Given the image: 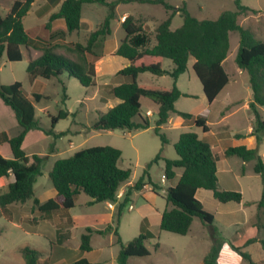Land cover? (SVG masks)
Here are the masks:
<instances>
[{"label": "trees", "instance_id": "16d2710c", "mask_svg": "<svg viewBox=\"0 0 264 264\" xmlns=\"http://www.w3.org/2000/svg\"><path fill=\"white\" fill-rule=\"evenodd\" d=\"M36 0H13L10 9L0 15V57L3 53L10 61L22 59L21 46L40 47L32 38L33 31L26 30L22 18L27 14L32 2ZM136 1L140 3L160 4L167 12L166 18L161 20L153 30L143 26L141 19L133 15L125 16L122 28L125 37L120 41L115 54L126 58L129 63L118 70V74L129 77L130 81L117 85H107L108 94L118 98L116 105L100 112L88 130H124L136 132L151 126L148 117L140 112V98L148 97L157 105V117L154 120L153 131L161 139L162 147L168 142L161 131V125L166 123L172 113L178 112L183 118L191 119L193 123L204 132L210 129L206 113L193 115L188 112L177 111L174 103L184 94L174 84L161 86L141 83L137 80L138 74L150 72L156 75L169 74L177 79L186 71L188 60L194 58L192 68L199 79L202 90L208 102H211L230 77L223 61L229 49V34L232 31L239 33V48L236 63L240 69L246 70L251 88L249 109L254 116L252 130L249 133L254 137L256 146L245 142H236L225 148L219 155L213 152L210 144L202 140L195 131L180 133L174 143L177 154L175 159L163 158L162 148L155 157L146 164L143 175L133 184L127 186L118 199L119 187L130 178V168H121L118 160L121 150L111 145H94L81 148L68 157L54 161L49 171V178L56 196L40 201L34 192V184L42 173L46 157L33 153L30 156L25 152L23 143L27 133L32 129L43 130L54 137H61L69 132L56 131L54 123L65 118L68 112L59 109L57 115L51 116V126L43 129L35 117V106L23 90L20 81L9 84L0 83V99L14 112L16 121L20 126L17 134L11 135L7 130L0 131V144L7 143L11 158L0 153V185L4 178L12 173L13 181L7 190L0 193V208L9 204L26 203L31 201L32 209L41 213V218H47L52 211L69 209L75 204V197L80 192L91 198L92 202L110 201L116 203L114 223L103 229L85 227L80 235L79 249H91L90 237L92 233L107 234L113 232L116 242L120 245L117 254V264H127L130 256H147L150 254L146 240L151 237L148 231V220L142 219L140 232L132 239L123 242L117 227L126 205L132 200L134 192L139 191L146 184L144 176L152 163L159 159L164 160V177L171 179L176 175V168H181V174L173 186L165 190L167 207L161 213L159 228L169 232L185 235L190 230L193 219L199 218L204 224L212 227L214 215L206 210L196 197L200 188L210 190L213 197L220 202H241L242 193L236 190L223 189L219 186L217 176V160L220 158L238 157L243 161H255L253 171L262 175L264 180V163L258 152L260 133L264 132V119L260 114V107L264 106V41L256 38L254 32L243 27L238 15L249 10L241 4L242 0H234L235 10H224L215 19H199L193 16L185 0L175 7L168 0H62L57 11L49 16L48 22L40 27L45 29L56 18H62L63 28L53 30V37L64 39L68 33L80 29L82 6L85 3H100L108 7V12L94 30L89 32L85 41L75 42L67 46L75 53L70 59L56 51V46L47 41L41 47V54L29 60L26 72L30 81L37 77L43 79L56 78L61 82L64 73L73 77L85 87H93L95 82V62L102 57L105 38L111 33L110 22L115 16V6L122 2ZM182 16V24L171 28V20L176 13ZM155 40L152 43V40ZM164 59L173 63L171 69L164 68ZM63 100L67 98L65 86L62 85ZM42 94L34 93L33 99L39 101ZM243 133L234 134L237 140L245 139ZM244 169V167L242 168ZM157 187L153 184L152 189ZM257 209H264V193L256 203ZM259 218V215L256 214ZM253 225L259 226L258 222ZM264 227V225H261ZM256 237H249L242 246L234 245L224 238H214L210 252L204 257V264H218L223 252L231 247L241 258L249 264H256L251 256L241 248L255 242ZM264 245V239L260 240ZM158 247V243L155 244ZM25 264H41L42 251L30 246L19 249ZM72 264H91L87 259L81 258Z\"/></svg>", "mask_w": 264, "mask_h": 264}, {"label": "rangeland", "instance_id": "374dc122", "mask_svg": "<svg viewBox=\"0 0 264 264\" xmlns=\"http://www.w3.org/2000/svg\"><path fill=\"white\" fill-rule=\"evenodd\" d=\"M168 2L176 7V5H181L182 0H168ZM185 2L189 12L199 19H215L224 10L236 9L234 0H185ZM241 4L248 7L249 10L238 15L239 23L243 27L253 30L255 23L259 21L262 26L259 29L260 34H256V38L263 40L264 0H242ZM84 6L93 9V12L88 10L87 13L93 15L92 19L94 22L102 18L108 10L107 6L99 3L85 4ZM125 11L135 16L146 18L145 26L149 29H154L167 14L164 7L160 4L118 3L115 7L116 16L111 22L113 31L111 36L108 37V50L113 42L120 40L125 33L119 22L121 13ZM83 17L85 18V14ZM28 21L29 18L25 21L26 26L29 24ZM182 21V16L176 13L171 20V28L179 27ZM75 33L71 34L72 38L76 37ZM78 38L83 42L85 41V38L81 36ZM238 48L239 33L238 31H232L229 34L228 53L223 63L230 80L210 109L205 108L208 109L206 117L209 120L211 131L205 136L200 127L193 123L189 124L190 119H185L178 112H174L172 114L173 121H180L181 125L161 130L168 139L167 144L164 145L163 156L177 158L173 142L177 141L181 132L195 131L202 140L212 144L213 152L219 155L223 148L236 142L232 135L233 132L247 131L249 113L240 106L245 102V98H250L252 92L247 71L240 69L236 63ZM65 52L72 56L67 51ZM22 53V59L17 61L8 60L5 54L0 57V83L9 84L14 81L22 83L24 92L32 99L35 106V117L43 129H49L52 124L51 116L57 115L59 109H63L68 112V115L54 123V129L56 131L67 129L70 131L82 130L79 133L69 132L61 137H54L52 134H47L40 129H32L27 133L23 143L25 152L29 156L37 153L46 157L42 173L37 177L34 184L35 194L44 198L43 194H47L51 190L54 192L48 174L55 160L68 157L81 148L97 144H106L119 148L121 156L118 160V165L121 168H130L131 170L130 178L120 185L119 191L128 182L130 184L135 183L143 175L146 164L155 157L161 145V139L154 133L153 128L138 131L137 134L132 136L131 140V136L124 138L122 135H124L125 131L120 129L114 130L112 136H107L102 132H97V130L85 132V127H89L98 114L108 108L107 104L100 101L101 92L99 89L85 87L77 79L64 73L60 77L62 83L57 81L56 78L43 79L38 77L35 81H30L26 67L31 55L24 47H22ZM193 62L194 58L190 57L186 71L180 74L177 79H174L169 74L155 75L150 72H142L138 75L137 80L143 83L157 82L161 86H172L174 84L177 86L176 82L178 81L179 86L183 90H188L193 95L180 96L174 103L176 110L188 112L194 114V116L196 112L203 114L204 108H201L206 106L207 99L203 95L202 85L192 68ZM163 65L166 69L173 67L170 59H164ZM118 66V61H111L108 64V70L113 71ZM118 76L123 77L121 75ZM62 85L65 86L67 95L65 100H63ZM34 93L42 94V98L39 101H35L33 99ZM226 98L230 102H227ZM149 109L153 112V114L148 116L153 126L157 117L156 104L152 99L143 97L140 112L146 115ZM222 111L230 116L223 123H219ZM260 114L264 119V106L260 107ZM251 122L254 123V119ZM224 124H227L228 127L220 128ZM0 129H7L11 135L17 134L20 130L14 112L1 99ZM217 134H221L220 137ZM259 136L260 141L258 144L262 145L261 157L264 163V132L260 133ZM130 141L134 146L130 145ZM0 153L6 158L12 157L7 143L0 144ZM254 164L255 161H248L247 166L242 169L237 157L218 159L217 166L221 180L219 186L221 188H229L228 190L240 191L242 193V201L239 203L235 201L220 202L213 197L210 190L200 188L198 197L203 200L205 209L215 216L214 222L212 227H210L195 217L190 230L185 235L161 230L156 215L150 213L148 231L151 233V237L146 240V246L150 254L142 257L130 256L127 264H204L203 259L210 252L214 244V238H224L234 245L242 246L249 237H256L258 241L242 250L248 253L256 264H264V245L259 241V239H264V227H261V225H264V209H257L256 206V203L264 193V180L261 174L253 171ZM164 165L163 160L152 163L148 169V174L144 176V181L151 188L153 184H157V187L153 191H146L145 197L139 191L134 192L132 200L126 205L117 227L123 242L139 234L142 214L146 211L142 206L145 199L159 211L169 206L166 203L165 190L169 186H173L182 169L176 168V176L173 178L163 179ZM119 191L118 199H121L122 196ZM204 194H207V196L205 197ZM87 197L85 193L81 192L79 196L76 195L75 197V205L63 210L66 213V218L70 219V215L74 217V222H72V227L70 228L72 242L80 240V233L85 231L84 227L87 225L100 229L105 228L109 224L115 227L116 203L114 215L112 213V216H110V212L113 210L102 202H98L94 207L86 206L83 200ZM30 203L31 201H27L25 205ZM9 205L12 210V204ZM256 214L259 215V218ZM18 222L22 224V220H18ZM253 222H258L259 226L253 225ZM72 242H70V247H72ZM156 243H158V247H155ZM28 244L38 246L44 250L49 249V241L46 237L25 234L21 228L16 227L12 223V220L4 216L0 208V264H25L19 249L24 245L29 246ZM92 244L94 251L86 253L76 250L73 254L80 253V255H86L90 259H106L101 264H117L116 258L120 245L116 242L113 232L107 234L93 233ZM43 249L41 250L43 251ZM43 252L40 257L41 264H53L51 256ZM72 263L65 260L61 264ZM218 264L249 263L228 245Z\"/></svg>", "mask_w": 264, "mask_h": 264}, {"label": "crops", "instance_id": "0c3cea01", "mask_svg": "<svg viewBox=\"0 0 264 264\" xmlns=\"http://www.w3.org/2000/svg\"><path fill=\"white\" fill-rule=\"evenodd\" d=\"M12 1L13 0H0V15H4L5 13L8 12V10L10 9V6L12 4ZM106 1H111V0H106ZM61 2H62V0H36V1L32 2L31 6H30V9L28 10L27 14L22 18V22H23L24 28L26 30H32L33 31L32 38L40 46V47L21 46V52H22V47H24L30 53V55H31L30 60L41 54V47L44 44H46L47 41H50L53 45L56 46V51L58 53L66 56V57H68L70 59H74L75 56H76L75 53L71 49H68L67 46H72L73 43H75V42L83 43V41H81L78 37L81 36V37L86 39V37L89 34V32H91L92 30H94L96 28V26L102 21V19L105 17V15L108 12V10H107V12L104 14V16L102 18L98 19L97 22H94L93 19H92L93 15L87 13L88 10H90V11L92 10V12H93V9H90V7H85L84 6L85 4H92V3H85L82 6V12H81V18H80V21H81L80 29L76 30V31H73V32H76L75 33L76 37L72 38L71 34L73 32H71V33H68L65 36L64 39L54 38L53 37V30L57 29V28H63L64 25H65L62 18H56V19L52 20L50 22L49 26L47 28H45V29H41L40 30V27L42 25H44L46 22H48L50 14L55 12V11H57V9H58V7H59ZM131 2H136V1H131ZM94 3H96V2H94ZM126 3H128V2H126ZM102 5H104V4H102ZM178 6L179 5H176V7H178ZM114 11H115V8H114ZM84 14H85V18L83 17ZM127 15H133V14H130V13L126 12V11L121 13L120 18H119V22L121 23V26H122V22H123L125 16H127ZM115 16H116V14H115ZM115 16H114V18H115ZM133 16H135V15H133ZM166 16H167V14H166ZM135 17L141 19V21L143 23V26L145 28H147V26H145L146 18H144L142 16H135ZM27 18H29L28 26L25 25V21L27 20ZM111 22H112V20H111ZM111 22H110V26H111ZM261 26H262V24L259 21L255 23L254 29L252 30L254 32L255 36H256V34H260L259 29H260ZM147 29L148 30H153V29H149V28H147ZM112 31L113 30L111 28V33L104 40L102 57L99 58L95 62V65H94V68H95V82H96V84L93 87L99 89V91L101 92L100 101H103L105 104H107L108 108L116 105L117 103H119L120 100L118 98L113 97L110 94H108L106 89H105V86H107V85L113 86V85H117V84H120V83H123V82L130 81L129 77H126V76H123V75H121L123 77L118 76V75H120V74H118V70L123 68V67H125L126 65H128L129 61L126 58H124L122 56H119V55H116L114 53L116 48L118 47L120 41L125 37V33H124L123 37L120 38V40H117V41L113 42L112 46L109 47V50H108V48H107L108 37L111 36ZM263 41H264V39H263ZM154 42H155V40L153 39L152 43H154ZM65 51L70 53L72 56L66 54ZM4 54L5 53H3L2 55H4ZM22 56H23V53H22ZM117 56H119V57H117ZM111 61H118L119 62V66L113 71L108 70V68H109L108 64ZM223 63H224V61H223ZM35 80H36V78L34 80H32V81H35ZM141 83H143V82H141ZM176 83H177V86L180 88V90L184 94H187L186 96L193 95L188 90H183L179 86L178 81ZM147 84L160 85L157 82L156 83L152 82V83H147ZM225 86L223 87V89L218 93V95L211 102L207 101L206 106L205 107L203 106L201 109H203V108H204L203 110H205V108H209L210 109V107L213 105L215 100L219 97L220 93L223 92ZM203 95L205 96L204 92H203ZM182 96H185V95H182ZM251 97H252V95L250 96V98H245V102L240 106L241 108H244L245 110H247L248 113H249V115H248V119H249L248 123L249 124H248L247 131L246 132H233L232 135L234 137V134H236V133H243V134L247 135L245 137V139H242V140L235 139V141L236 142H245L248 145L256 146L255 141H254V137L249 134L251 132L252 126H253V123L251 122V120L254 119V116H253L252 112L250 111L249 105H248L249 101L251 100ZM142 98L143 97L140 98V103L141 104H142ZM205 98H206V96H205ZM225 100L227 102H230V100H228L227 98ZM156 107H157V105H156ZM231 113H233V112H231ZM151 114H153V112H152V110L149 109V110H147L146 115H143V114L142 115L148 117ZM172 114L169 117L168 121L166 123H164L163 125H161V130L163 128H175V127H178L179 125H181L180 121H176V122L173 121ZM195 115H199V112H196ZM228 116H230V115L229 114H224V111H222L220 113L219 123H223V121ZM189 122H190L189 124L193 123V121L191 119L189 120ZM150 123H151V121H150ZM207 123L209 125L208 118H207ZM153 126L151 124V126L149 128H153ZM221 127L227 128L228 125L224 124V125L220 126V128ZM146 129H148V128H146ZM2 130H7V129H0V131H2ZM85 130H86L85 132H87V131L91 132L92 131V130H88L87 127H85ZM142 130H145V129H142ZM81 131H82L81 129L80 130H72L70 133H77V132L79 133ZM93 131H96V130H93ZM210 131H211V128L208 131H206V132L203 131V134L206 136ZM97 132H100V133L102 132V133H104L107 136H112L114 134V130H104V131H97ZM137 133H138V131H136V132L125 131L124 135H122V136L124 138H127V136H131L130 137V140H131L132 136L137 134ZM217 135H218V137H220L221 134H217ZM204 141H206V140H204ZM173 143H175V142H173ZM97 145H100V144H97ZM101 145H106V144H101ZM130 145L134 146L131 141H130ZM210 146L212 147V144H210ZM160 148H162V153H161L162 157L163 158H167V157L163 156L164 145L162 147V143L160 145ZM160 148H159V150H160ZM52 149H54V148L52 147ZM224 149L225 148H223V150ZM159 150H158V152H159ZM258 152H259L260 155H262V145L261 144L258 145ZM163 158L159 159V160H163ZM167 159H175V158H167ZM237 159L241 163L242 168L247 166V162L246 161H243V160H241L238 157H237ZM262 160H263V158H262ZM217 164H218V160H217ZM180 174L178 175L177 180H178ZM217 176H218V182L220 183L221 180H220V177H219L218 166H217ZM177 180H176V182H177ZM12 181H13V175H12V173H9V175L4 178L3 183L0 185V193L5 192L7 190L8 184L10 182H12ZM129 185H131V184L128 182L127 185L123 189H121L119 191V194L122 195L124 190ZM225 189H229V188H225ZM148 190L149 191H153V189L148 184H145L142 187V189L139 190V192L143 194V197H145V193ZM198 192H199V189L196 191L195 195L201 201V203L204 206L203 200L198 197ZM80 194H81V192L79 194H77V196H79ZM55 196H56V191L54 189V192L51 190L47 194H43L44 198H41L42 196H38V198L40 199V201H45L48 198H51V197L54 198ZM204 196L206 197L207 194H204ZM83 203L86 206H90V207H94L96 204H98V202H92L91 198L89 196L83 200ZM102 203H104L105 205L110 207L111 210H113V211L110 212V216H112V213L114 215L115 203L114 202H110V201H103ZM25 204L26 203H18V204L14 203V204H12V210H11L10 205H7L6 208L1 209V211L3 212V214H4V216L6 218L12 220V223L16 227L21 228L24 231L25 234H31V235H36V236H39V237L42 236L43 238L44 237L47 238V240L49 241V249H45L44 250L43 248H39L38 246H35V245H30V244H28V245L32 246L33 248H37L39 250L43 249L44 252L42 250L41 251L43 253H48V255L51 256V260L53 261L52 262L53 264H61L65 260L71 261V263H72V262L77 261V260H79L81 258L87 259L88 262H90L91 264H101V263L106 261V259H90V258H87L86 255H83V254L80 255V253L79 254H73V252H75L76 250H80V251H83V252H86V253L94 251V246L92 244L93 233H92V235L90 237L91 249L89 251H84V250L79 249L80 240L78 242H75V241L72 242V239H71V229L70 228L72 227L71 226L72 222H74L73 221L74 217L72 215H70V219L66 218V216H65L66 213H65V211H63L64 209H59V210H56V211H52V212H50L48 214L47 218H41V213L39 211H37V210H33L31 203L29 205H25ZM142 206L146 209V211H144L143 214H142V219L146 218L148 220V225H149L150 224V213H153V215H156L157 222L160 224L161 213H162V211L164 209L162 211L157 210L154 206H152L151 203L147 202L146 199H145L144 204ZM204 208H205V206H204ZM17 219L18 220H22V224H20ZM85 227H91V226L87 225ZM85 227H84V230H85ZM94 229H100V228H94ZM82 233L83 232H81L80 235ZM260 240L261 239H259V241ZM257 241H258V238H257V240L255 242H257ZM70 242H72V247H70ZM255 242L247 244V245L243 246L241 249H244L248 245H251V244H253Z\"/></svg>", "mask_w": 264, "mask_h": 264}, {"label": "built area", "instance_id": "2783aa9c", "mask_svg": "<svg viewBox=\"0 0 264 264\" xmlns=\"http://www.w3.org/2000/svg\"><path fill=\"white\" fill-rule=\"evenodd\" d=\"M163 178H165L164 175H163Z\"/></svg>", "mask_w": 264, "mask_h": 264}]
</instances>
